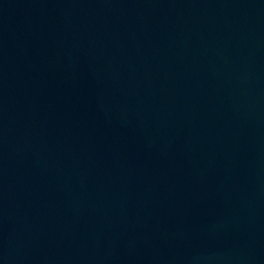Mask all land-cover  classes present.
<instances>
[{"label": "water", "instance_id": "1", "mask_svg": "<svg viewBox=\"0 0 264 264\" xmlns=\"http://www.w3.org/2000/svg\"><path fill=\"white\" fill-rule=\"evenodd\" d=\"M0 264H264V0H0Z\"/></svg>", "mask_w": 264, "mask_h": 264}]
</instances>
